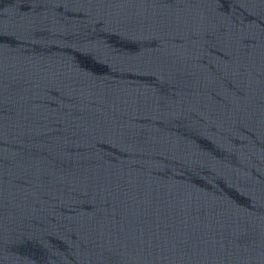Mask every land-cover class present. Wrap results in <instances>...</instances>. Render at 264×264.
Here are the masks:
<instances>
[{"label": "water", "instance_id": "water-1", "mask_svg": "<svg viewBox=\"0 0 264 264\" xmlns=\"http://www.w3.org/2000/svg\"><path fill=\"white\" fill-rule=\"evenodd\" d=\"M0 264H264V0H0Z\"/></svg>", "mask_w": 264, "mask_h": 264}]
</instances>
